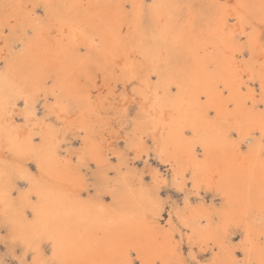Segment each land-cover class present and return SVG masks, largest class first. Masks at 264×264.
Listing matches in <instances>:
<instances>
[{
    "label": "bare ground",
    "instance_id": "6f19581e",
    "mask_svg": "<svg viewBox=\"0 0 264 264\" xmlns=\"http://www.w3.org/2000/svg\"><path fill=\"white\" fill-rule=\"evenodd\" d=\"M229 1L208 0L202 7L200 0H0V38L9 25L0 48V225L12 250L19 245L23 259L38 262L55 252L61 264H135L134 252L140 264H174L181 257L176 233H182L171 216L161 222L164 206L146 217L137 213L146 193L124 181H110L113 187L105 183L102 191L118 204L111 210L104 208L102 195L94 198L83 190L82 167L88 160L105 167L99 170L102 179L108 176L109 158L98 141L103 133L91 119L99 114L95 101L103 91L97 69L106 84L112 81L108 97H121L123 103L129 94L140 97L131 138L136 151L148 156L151 138L161 161L172 164L173 184L180 189L186 190L191 173L186 210L176 209L187 242L211 247L213 264L243 259L264 264V142L254 136L264 123L259 115L264 60L261 68L256 60L257 53L264 55V36L259 38L264 10L262 0ZM5 5L15 7L6 10ZM37 5H47L46 13L40 14ZM217 75L228 80L239 104L238 116L228 119L221 112L227 120L223 126L207 118L198 99ZM216 104L214 96L210 106ZM51 115L83 133L77 161L73 150L63 147L66 131L53 125ZM31 163L39 176L19 179L35 173ZM159 177L160 170L153 179ZM202 188L223 200L215 217L201 203H190V195L200 198ZM233 226L242 231L237 244Z\"/></svg>",
    "mask_w": 264,
    "mask_h": 264
},
{
    "label": "rangeland",
    "instance_id": "374dc122",
    "mask_svg": "<svg viewBox=\"0 0 264 264\" xmlns=\"http://www.w3.org/2000/svg\"><path fill=\"white\" fill-rule=\"evenodd\" d=\"M207 1L208 0H200V2H198V4L200 3L199 5H201L203 7V5H205L207 3ZM223 1H225V0H223ZM232 1H234V0H230L229 3H233ZM128 7L129 6H127V8ZM38 12L40 14H43L42 9L38 10ZM11 21L13 22L14 18H12ZM232 22L236 23L237 21L235 19L234 21L232 20ZM262 26L264 28V25H260V28H259V38L260 39L264 36V31H263L264 29L262 28ZM247 28L249 29L250 26H247ZM262 31H263V33H262ZM6 35H8V30L7 31L4 30V32L2 33L3 37L0 38L1 39L0 40V48H3V49L5 48L4 38ZM245 35H244V39L246 40ZM261 41H262V39H261ZM263 42H264V40L261 42L264 45ZM245 54L248 55V49L245 50ZM256 55H258V56H256V60L258 63L257 67L261 68L263 66L262 61L264 60V58H263L264 55L263 54L261 55V53H257ZM3 64H4L3 60H0V65L2 66ZM95 74L98 77V81H100L99 82L100 85L101 86L103 85L102 86L103 91H102V95H101L102 96L101 100L95 101V103L97 104L95 108L98 107L99 114L93 113L92 114L93 117L91 116V119L94 120L95 122H97L96 123L97 128H99L100 131H102V133H103V135L100 136L101 138L99 137L98 141L102 145V147H101L102 154L107 155L109 158V161H108L109 163L107 165L108 176L106 179H102V176L100 174L102 171H104L105 167L104 168H100V167L98 168V166L96 165V163L93 160L92 161L88 160L89 164L87 163V165H83V167H82L83 177H84V181H85V185H86V188L83 190H88L90 192V194L91 193L93 194V195L92 194L91 195L94 198H99L98 196L102 195L103 198L105 199V201H104L105 207L104 208L115 210L116 207L118 206V204H116V202H113L109 193L102 191V185L106 183V184L111 185L113 187V185H117L121 181H124L125 183H128L129 185L132 184L131 186H133V188H135V190H137V192L140 193V191H142L143 193H146L144 195L146 197L145 206L143 204H141V202L136 204L137 209L139 208L137 210L138 214L146 217L147 215H152L155 211H158V209L161 206L162 207L164 206L163 210H162L161 222L166 223L167 219L170 218V216H171L172 219L174 220L175 224L177 225V227L181 230L182 235H180L179 232L176 233L177 237L180 238V241H181V246H182L181 257H180V259L174 260V262H175L174 264H188V262H191V264H208L209 261H210V264H213V260H212L213 252L211 250V247L203 248V246H201L198 243L197 244H191V243L187 242L188 241V239H187L188 234L186 232H188V231H187L186 227L182 224V222L179 220V218L176 214V209H177V211H182V212H183V210H186L184 197L186 194V190L192 191V188H191V185H192L191 176L192 175H191V173L190 172L187 173L186 190L180 189L179 185L173 184V180H172L173 179V169H172L173 167H172V164L168 162L167 163L169 165L168 166L166 164V162L161 161L156 150L154 149L153 140L151 138H149V139L147 138V140H148L147 144L148 143L150 144L152 142L151 145L148 144V147L151 148L149 150L148 156L145 155V152L141 151L138 153L136 151L137 148L134 145H131V138L133 136V122L135 120L134 118L140 112V106H139L140 97L134 95V96H132L133 99H131V98H129V96H130V94H129V96H128L129 102H126V103H123V100L121 97L119 98L117 96V98H115V99L112 98L111 96L108 97V95L105 93L108 92V89L110 88V84L112 83V81L110 83L106 84V82L103 81V76H102L103 73L101 70L96 69ZM152 78H156L155 75H153ZM121 83L122 82L119 81L117 84V88H116V90L119 92L123 89L121 86ZM104 84H106V85H104ZM132 86H133L132 83L128 84V86L126 87V92L132 93ZM254 89L260 91L258 80H255ZM258 91H256V92H258ZM258 93H256V94H258ZM259 97H260V95H258V98ZM38 108H39L38 112L40 114H42L43 107H42L41 103H38ZM73 109H74V111H76V108H73ZM71 115H73V114L71 113ZM19 121H23L22 117L19 119ZM50 121L53 123V125L56 126V128H58L59 130L61 129L60 131H63V130L66 131L65 138L62 141V145H63V147H68V148L73 150V153H74L73 159L75 161H77L78 160V153L81 152L82 147H83V139H82L83 133L78 131L75 128L73 129V127L68 128V126L62 124L61 121H58L56 119L55 115H51ZM233 130L234 129H232V132L237 133L236 130H234V131ZM258 135H259V132H256L254 136L257 139H260V137ZM103 137H104V139H103ZM36 140H38V139L36 138ZM109 149H110V151H109ZM139 157H141V158H139ZM156 157H158V158H156ZM146 159L148 160L147 162H145ZM75 161H74V163H75ZM133 163H135V164H133ZM31 167L33 168L35 173L38 172L36 165L34 163H31ZM99 170H102V171H99ZM158 170H160L161 177H159L157 180L153 179V175H155ZM110 181H112L111 183H113V185L110 183ZM19 182H20L19 184L21 186L25 185L24 182H21V181H19ZM133 183H134V185H133ZM202 184H204L203 181H202ZM136 186L137 187L139 186L138 187L139 189H137ZM205 189L206 188L201 189L200 198H198L195 195V193H192L190 195V198H191L190 203L193 207H196L197 205H199L201 203L202 208H206V210L208 212H210L211 214H213L215 217L216 211H217L216 208L220 209V208H223L225 205L223 206V204H222L223 200H221L222 198L220 195H217L216 192L213 190L211 191V190H205ZM145 190H146V192H144ZM100 191H102V192H100ZM198 199H200V200L202 199V200L198 203L197 202ZM148 200L150 202L152 201L151 204L148 202ZM220 200H221V202H219ZM108 201H109V203H108ZM110 202L112 203V207L110 206L111 205ZM152 203H153V205H152ZM210 203H211V205H210ZM155 204H156V206L157 205L158 206L155 207L154 206ZM159 204H160V207H159ZM205 204H206V206H205ZM150 205H152V206H150ZM183 206H184V208H183ZM151 207H153V208H151ZM173 211H174V213H173ZM143 212H145L146 214ZM169 212L172 214H170ZM5 229L6 228L4 226L0 225V256H1L0 259H2V260L4 259L5 264H20V259L23 258L22 248H21V246L19 247V245H17L13 250L11 249V246H10L11 242H10L9 236L7 234L8 231H7V229L5 231ZM233 231H234V235H233L234 243L237 244L238 241L240 240V238L242 237L241 227L240 226H233ZM263 238H264V235H261V243H262V246L264 247ZM183 240L185 241V243ZM6 242H7V244H6ZM9 246H10V248H9ZM213 250L216 251V250H218V248L216 246H214ZM9 251H11V252H9ZM236 251H237V254L239 255V258H241V256H242L241 248H236ZM13 252L14 253L16 252V253L12 254ZM192 252H193V254H192ZM19 257H20V259H19ZM28 258H30V257H28ZM133 258H134L135 262L136 261L140 262V258L137 256L136 252L133 253ZM2 260H0V261H2ZM219 264H223V263H219Z\"/></svg>",
    "mask_w": 264,
    "mask_h": 264
},
{
    "label": "snow or ice",
    "instance_id": "6c2138e0",
    "mask_svg": "<svg viewBox=\"0 0 264 264\" xmlns=\"http://www.w3.org/2000/svg\"><path fill=\"white\" fill-rule=\"evenodd\" d=\"M5 9L13 8L15 5H5ZM37 10L43 9L46 13L47 10V5H37L35 6ZM144 7L150 8L152 7L151 5H146ZM262 10H264V0H262L261 4ZM35 15V13H33ZM240 22H244L243 18H239ZM262 25H264V20H262ZM9 28V25H5V30L7 31ZM83 51V49H81ZM210 71L215 72V69L210 67ZM235 76L237 79L240 78V69L236 68L234 70ZM51 82V81H49ZM158 82V81H157ZM207 90L200 92L199 94V105L203 108L206 109L205 115L207 118L218 125L223 126L224 124L227 123V120H222L221 117V112L223 111L225 116L230 119L233 116H238L239 113V104L233 100V88L229 86L228 80H226L223 76L217 75L215 79L211 80L208 85H206ZM178 91V90H177ZM167 94L171 95L172 90H167ZM215 96L217 100L216 107L213 108L210 105L213 103V97ZM9 117L12 114H8ZM260 118L262 122H264V101L261 103V112L259 113ZM194 132V129H193ZM235 132H233V135ZM259 135L264 142V123H262V126L259 130ZM38 140H40L41 144H43V137L37 134L36 137ZM31 142V141H30ZM251 143V140H249V144ZM39 176V172L37 173H30L26 175H21L18 178L23 179V180H30V179H35ZM37 196L39 193L36 194ZM31 214V213H30ZM159 213L157 212V215ZM169 224L171 225V221H169ZM245 256H247V249H244ZM0 264H5V262L0 261ZM20 264H61V261L57 260L55 257V252H53V257L49 260L46 261H40L38 262L37 260L33 259L31 261L25 260L23 258L20 259ZM135 264H140L139 261H136ZM188 264H191V262H188ZM210 264V262H208ZM231 264H250V261L247 259L243 260H233Z\"/></svg>",
    "mask_w": 264,
    "mask_h": 264
}]
</instances>
